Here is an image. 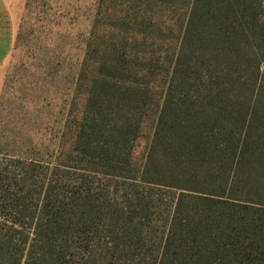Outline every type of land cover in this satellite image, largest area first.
Instances as JSON below:
<instances>
[{"label": "rangeland", "instance_id": "374dc122", "mask_svg": "<svg viewBox=\"0 0 264 264\" xmlns=\"http://www.w3.org/2000/svg\"><path fill=\"white\" fill-rule=\"evenodd\" d=\"M0 6L14 30L0 68V264H158L180 190L83 169L72 142L88 104L117 103L138 121L131 174L149 150L166 168L175 135L220 147L226 129L236 139L249 125L235 170L193 147L180 168L264 206V0Z\"/></svg>", "mask_w": 264, "mask_h": 264}, {"label": "trees", "instance_id": "16d2710c", "mask_svg": "<svg viewBox=\"0 0 264 264\" xmlns=\"http://www.w3.org/2000/svg\"><path fill=\"white\" fill-rule=\"evenodd\" d=\"M117 105L111 102L106 107L88 104L77 126L72 152L87 171L136 178L180 190L158 264H264V206L236 198L227 187L220 192L207 188L206 183L209 186L216 183L210 172L189 174L180 168L187 147H193V152L201 156L221 155L230 165L239 164L250 151L249 139L244 138L251 132L249 125L236 139L232 131L226 129L227 138L220 147L204 138L208 136L202 137L203 133L175 135L167 140L172 155L166 168L154 166L153 151L149 150L142 165L131 174L139 123L121 113ZM165 112L166 107L157 118L154 142L160 139ZM174 148L180 152H175ZM174 162L178 170H174ZM198 176H201L202 188L191 186ZM210 177L214 179L212 183ZM246 201L251 204H245Z\"/></svg>", "mask_w": 264, "mask_h": 264}, {"label": "crops", "instance_id": "0c3cea01", "mask_svg": "<svg viewBox=\"0 0 264 264\" xmlns=\"http://www.w3.org/2000/svg\"><path fill=\"white\" fill-rule=\"evenodd\" d=\"M6 9L3 7V12ZM0 19H1V6H0ZM6 30V31H5ZM14 39V30L11 27L10 29H4L1 27V20H0V68L3 61L6 58L8 50L13 42Z\"/></svg>", "mask_w": 264, "mask_h": 264}]
</instances>
